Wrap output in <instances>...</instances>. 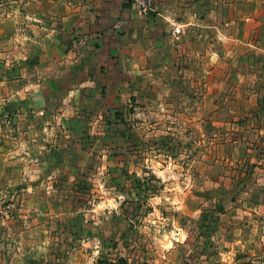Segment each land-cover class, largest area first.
Wrapping results in <instances>:
<instances>
[{
  "label": "crops",
  "instance_id": "1",
  "mask_svg": "<svg viewBox=\"0 0 264 264\" xmlns=\"http://www.w3.org/2000/svg\"><path fill=\"white\" fill-rule=\"evenodd\" d=\"M253 52L264 67V0H157L147 16L130 0H0V192L17 203L0 224V264H44L45 243L71 219L87 146L72 133L77 116L120 114L178 84L214 93L221 68L251 67ZM257 182L230 222L253 261L264 258V168Z\"/></svg>",
  "mask_w": 264,
  "mask_h": 264
},
{
  "label": "rangeland",
  "instance_id": "2",
  "mask_svg": "<svg viewBox=\"0 0 264 264\" xmlns=\"http://www.w3.org/2000/svg\"><path fill=\"white\" fill-rule=\"evenodd\" d=\"M261 55L221 68L214 93L178 84L151 102L127 100L120 114L77 116L72 133L87 146L73 170L83 171L71 183V219L39 261L264 264L247 260L230 223L245 216L236 204L259 196L246 193L264 168Z\"/></svg>",
  "mask_w": 264,
  "mask_h": 264
},
{
  "label": "built area",
  "instance_id": "3",
  "mask_svg": "<svg viewBox=\"0 0 264 264\" xmlns=\"http://www.w3.org/2000/svg\"><path fill=\"white\" fill-rule=\"evenodd\" d=\"M157 0H130L132 8L137 10L141 15L147 16L155 10ZM173 34H180V29L175 27ZM17 210L15 197L8 191L0 192V224L6 225L10 221Z\"/></svg>",
  "mask_w": 264,
  "mask_h": 264
}]
</instances>
